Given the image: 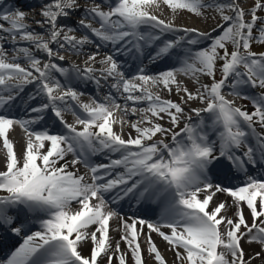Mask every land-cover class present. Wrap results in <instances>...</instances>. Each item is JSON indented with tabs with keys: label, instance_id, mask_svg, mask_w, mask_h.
<instances>
[{
	"label": "snow or ice",
	"instance_id": "1",
	"mask_svg": "<svg viewBox=\"0 0 264 264\" xmlns=\"http://www.w3.org/2000/svg\"><path fill=\"white\" fill-rule=\"evenodd\" d=\"M103 3L109 10H102L100 4L86 8L78 28L89 29L104 44L114 48L120 45L123 51L115 48L117 55L127 53L129 58L135 56L140 61L134 65L135 71L126 75L128 60L121 63L113 55H106L101 61L106 65L104 78L115 81L111 88L126 102H148L145 108L133 107V115L137 111L150 113L156 121L166 115L172 128L144 115L131 123L136 136L129 134L125 139L113 130V125L129 123L114 118L118 110L127 114V104L122 107L111 93L103 101L81 103L83 93L73 88V74L91 81L93 69H69L52 62L58 53L50 47V43L61 49L68 45L78 52L83 45L93 42L87 35L77 40L68 35L77 29L58 24L60 18H68L79 10L77 0H51L41 6L44 19L36 23L46 28L47 41L42 34L27 30L24 11L17 9L0 15V20L10 24V28L0 24V32H7L13 42L19 35L48 58L41 67V59L29 47H21L18 51L28 62L24 67L15 55L9 60L0 47V139L7 153L5 170L0 171V193H7L0 195V226H8L19 235L29 220L39 222V230L26 236L6 264H100L101 260L106 264H113L114 260L128 264L129 254L132 264H145L142 242L147 244V253L155 264H167L151 233L160 236L174 251V264H252L264 256V180L246 175L241 184L232 186L231 181L240 179L237 173L246 174L249 165L264 163V131L256 127L258 124L264 129V93L248 96L241 91L247 86L264 89V52L251 50L253 43L264 45V16L260 15L264 12V0H254L249 19L236 0H210L207 4L203 0H163L173 12L179 9L201 15L202 9L218 10L224 23L213 29L215 36L197 29L174 28L158 19L150 9L158 8L159 0ZM226 9L233 15L223 14ZM89 17L96 19L100 27L85 23ZM61 32L65 33L63 42L59 39ZM176 32L183 35L165 38V34ZM202 41L208 43L200 46ZM229 43L233 47L231 52ZM173 56L180 67L154 74L147 71L145 60L158 66L161 61H171ZM59 59L63 61L64 56ZM95 59V53L88 57L89 61ZM218 64L222 76L217 81ZM54 73L66 80L62 83ZM178 73H200L213 82L202 85L203 90L197 89L193 94L187 87L181 88ZM95 82L100 84L98 79ZM28 84H34L35 90L22 101L27 118H17L11 115V109ZM148 85H163L168 92L175 85L177 92L185 94L180 97L182 103L161 99ZM226 88L231 95L251 100L254 110L249 113L234 107L225 99ZM195 100L206 103L203 109H189L200 118L198 122H193L182 106ZM69 101L75 102L84 114L72 113L82 130L63 118L64 112L73 107ZM201 112L209 114L210 124L201 118ZM49 119L59 121L67 131L33 127ZM182 119L184 127L177 132L175 128ZM15 125L23 128L28 137L22 157H18L9 139ZM206 128L215 133V139H209ZM157 134L171 135V141H154ZM69 154L73 157L70 161L66 160ZM99 154L106 162H93L92 157ZM77 164H83L88 173L80 175L78 170H69L70 165L74 169ZM108 193L112 195L106 198ZM220 193L227 194L232 203L216 202L214 198ZM129 196L138 204L158 202L160 218L153 223L129 217V223L121 216L123 234L113 242L110 221L119 213L110 204ZM245 207L251 225L244 214ZM230 209H234L232 218L226 214ZM13 211L15 215L11 214ZM20 213L24 220L17 226ZM144 227L147 234L142 233ZM165 228L170 233L166 234ZM242 241L258 244L261 250L246 259ZM121 242L126 244V251L121 249ZM89 243L91 247L85 254L83 249Z\"/></svg>",
	"mask_w": 264,
	"mask_h": 264
},
{
	"label": "bare ground",
	"instance_id": "2",
	"mask_svg": "<svg viewBox=\"0 0 264 264\" xmlns=\"http://www.w3.org/2000/svg\"><path fill=\"white\" fill-rule=\"evenodd\" d=\"M9 1L11 2V5L10 6L7 5L6 7H4V4H6V0H0V15L6 14V13L10 14L11 11H14L17 9L22 11L21 9L24 8V12L26 13L25 19H29L31 14H32L31 18L35 19V16L40 12V9H38V7H34L35 11L33 13L30 11L31 8H29L28 5L31 4L33 2V0H9ZM237 1L242 2L243 0H237ZM90 2H96V1L95 0H77V3L82 4L81 6L84 9L87 8L86 4H88ZM203 2L205 4H207L210 2V0H203ZM221 2H227V0H221ZM96 5H97V3L94 6H96ZM159 5L160 6L158 8H156V7L151 8L150 12L152 14L156 15L158 17V19L163 20L165 23H170L174 28L197 29L199 32L211 33L213 36H215V35H217V33L214 32L213 29H216L219 24L224 23L222 18H221L220 12L218 10H216L215 8L202 9V14L196 15V14H193V13L187 11V10H185V12H183L184 14H182V13L180 14V12L174 13L169 7L164 6L163 0H159ZM20 7H22V8H20ZM79 8H81V7H79ZM101 9L104 11L109 10L106 5L101 7ZM226 10H228V9H226ZM226 10L223 13L225 15H226ZM27 12H29L30 15H28ZM75 13L81 14V13H84V10L79 9V10H76ZM38 19H39V21H41L42 18H38ZM93 20H96V19H93ZM2 23H6V24L10 25L8 22L0 20V24H2ZM87 23H90V22L88 21ZM58 24L59 25H67L68 27H72L74 29H77V30H74L73 32L68 33V35L75 36L77 40L83 38L81 36H82L83 31H84V28H78V25L75 24L74 22H72L71 20H68L66 18H60V21L58 22ZM25 25L27 26L28 31H34L35 33L41 34L40 29L36 28L33 30V29H30L28 24H25ZM94 25L95 24H93L92 26H94ZM141 30L144 31L143 28ZM64 34H65L64 32H61L62 36H64ZM8 35L9 34L7 32H0V40L1 39L3 40V38L5 40V36H8ZM180 35H183V33H181V32L167 33V34H165V38L168 36L178 38ZM94 40H95V37H94ZM97 40L98 39L96 38V40H95L96 43H97ZM28 43H30V42H28ZM202 43H203V41H202ZM119 46L120 45H116L115 48H119ZM0 47H3L5 49L8 59L11 60L14 55L10 52L15 50V47L9 41H6V43H4L3 45L0 44ZM56 47H58V45ZM105 47H106V51H104ZM197 47H199V46H197ZM230 48L233 49L232 45ZM58 49H61V48L58 47ZM94 49L95 48L93 46H92V48H88V47L83 46L82 49H80L78 52H74L68 45H65V48L61 49V52L59 53L60 55L64 56V59H63V61L60 60L58 63H59V65H61L63 67H65V66L67 67L68 57H73L72 59L74 60V62L77 63V66H79V68H81L80 66H83L81 69H85L86 67H91L93 70H98V73L105 76L106 74L103 73V69L106 67V65L102 64L101 61L105 58L106 55H112L111 50H113L114 47L113 46L111 47V45L104 44V46H101L100 49L92 52V50H94ZM263 51H264V49L255 50L256 53L263 52ZM70 52L74 53V55L68 56V54H70ZM93 53L96 54V59L94 61H89L88 57L90 55H92ZM37 55H40L39 57H42V55H45V54H43V52L36 51L34 56L36 58H39ZM16 57L22 66H24V67L28 66V62L26 59L23 60L22 57H19V56H16ZM41 61H42L41 66L43 65V63H46V61L44 59L43 60L41 59ZM150 66H154V64H150ZM68 67H69V65H68ZM73 67L74 66L71 65V67L69 69H71ZM174 67H177V68L180 67V64L177 63L175 56L172 57L171 61H167V60L161 61L158 66L155 65V67L148 72H149V74H154L158 70H167V69H171ZM134 71L135 70H129L126 73V75H128ZM218 73H219V67H217V71H216V80L217 81H218ZM54 75H56L57 79H59L62 83L66 80L65 77H63L57 73H54ZM92 75H93V73H92ZM96 77H101V76L98 75ZM73 78H75V74H73ZM176 78H177V81H178V83L182 89L184 87H187V89L189 91L193 92V94H196L197 89H200L202 91L203 89L201 86L206 84L203 80H200V78H198L197 75H191V74L185 75L183 73H178ZM108 79H112V78H108ZM84 82L87 84H90V85L93 83L92 80L89 81V80H85V79H84ZM137 83H139V81H137ZM148 87L151 89V91L154 95H159L161 97V99H163V100H172L174 102L182 103L179 98L174 97V94L175 93L184 94V92L183 91L177 92L175 85L172 86L171 92H168L166 89H164L163 85H157L155 87H153L152 85H148ZM257 88H259V87H257ZM34 90H35L34 84L25 85L23 92L17 98V102L21 103L24 99H27L31 93H34ZM252 90H253V88L251 86H247V87H244L241 89V91L247 95H250L252 93L251 92ZM109 91H110V88L107 86L104 89H102V92L108 93ZM226 91L230 92V90L227 88H226V90H224V95L229 96V95H227V93H229V92H226ZM261 93H264V89H261ZM139 94L140 93H135V95H139ZM112 95H114L117 98V102L120 103L122 105V107L125 104H127V109H128L127 114L125 115V113L123 111L118 110L114 113V118L117 120H125V121H128L129 123H124L123 125H121L120 123H116L113 125V130L119 134H122L125 139L128 138L129 134H131L133 137L136 136L135 131L131 128V123H134L137 120L143 119L144 115H147L154 122L161 123L166 128H172V124L166 115H165L163 120L156 121V118L151 117L150 113L141 114L139 111H137V113L135 115H133L131 113V109L133 107H136L137 109L147 107V103H148L147 101H144V102H141L138 104H133L131 101L126 102L120 96L119 93H116V94L112 93ZM93 99L97 100L98 102L102 101L99 98V96H96L94 94H92V97H90V96L88 97L84 93H83V95L80 96L81 103H90ZM239 100H240V98L234 99V101H239ZM36 102L37 101H33L32 103H36ZM69 104L72 105L73 107H71L68 111L64 112L63 118L68 124L75 125L77 127L78 131L82 130V125L76 124V115H73L72 113H73V111H75L78 115L83 116L84 114L78 106H75V102L69 101ZM243 104L249 105L248 102H243ZM250 105H252V104H250ZM182 106L185 108V112L188 113V115H191L192 121L198 122V120L200 118L196 117V115L194 113L189 112V109H203L206 107V103H201L199 100H195V101H189L186 105L182 104ZM25 107H26V105L23 104L21 111L19 113L13 114V116H15L17 118H27V117H25V111H24ZM253 110H254V108H252L251 110H248V112L251 113ZM201 118H203L205 120V122L207 124H209L208 123V118H209L208 113L201 112ZM184 122L185 121L182 119L179 127L175 128V131L179 132L180 129H182L184 127ZM142 126H147V125L145 124ZM33 127L36 128L37 130H39L40 128L48 127L51 129L52 132H64V129L61 126V123L59 121L53 122L51 119L46 120L45 122H42L40 124L34 125ZM256 127H257L258 131H264V129L259 128L258 124L256 125ZM205 131H207L208 134H210V136L215 134L211 129H208V128H206ZM9 139L13 143L14 149H15L18 157H22V155L25 151L26 143H27V139H28L27 133L25 132V130L23 128H21L19 125H15L14 128L12 130H10ZM160 139H163L166 143H169L171 141V135L161 137L160 134H157V136L153 138L154 141L160 140ZM210 139H214V138H210ZM147 143H151V141H149ZM6 155H7L6 149H4L3 141H2V139H0V171L5 170ZM99 158L100 159L104 158L103 154H99ZM66 160H68V161L72 160V155L69 154L66 157ZM38 163H39V161H38ZM61 163H63V161ZM69 170L70 171H77L78 170V173L80 175H84V174L88 173V170H83L80 167V164H77L74 169L70 165ZM246 175L250 176L248 174H245L243 179H240V181L237 180L236 182H234V183H237V182H240V183H237L234 185L236 186L238 184L243 183L244 179L246 178ZM251 177L258 179V180H260V179L264 180V176H262V178L255 177V176H251ZM89 182H90V180H89ZM0 195H7V193H0ZM111 195H112V193L106 194V198L111 197ZM133 199H134L133 196H129V198H127L124 201L131 202V200H133ZM214 199L216 200V202L226 201L228 204L232 203L231 198L228 197L227 194H225V193L217 194V196ZM140 205H141V207L144 208V211L149 216V218L142 217L143 219H145L148 222H153V223H155L157 220H159L160 213H161V207L158 205V202L157 203H150L149 202L147 204H144L143 202H141ZM116 206H117V203L116 204H110L111 208L116 209L118 211V208ZM210 207H211V205H210ZM75 209H76V206L74 205L73 210H75ZM147 209L149 210V212ZM134 211H138V208L134 209ZM233 211H234V209H230L226 213L229 218H232ZM244 214L246 216V219H247L249 225H251L252 219H251L249 210L246 207L244 208ZM121 216L123 217V220H125L129 223H131V220L129 219V217L141 218V217H137V216L133 215L131 210H129L125 207L124 212L122 210V212L117 217H114L110 221V237L113 238V242H115L116 240H119L121 235L123 234ZM21 219L24 220V216L21 215ZM261 219H264V218H261ZM257 224H259V221H257ZM28 227H29V229L39 227V222L33 221L31 224L28 225ZM221 227L223 228V225ZM138 228H140L139 225H138ZM117 229H119V230H117ZM163 231H165L166 234L170 233V229H167V228L163 229ZM142 233L147 234L148 229L146 227H144L142 229ZM143 234L141 236V241H143ZM28 235H31V233ZM151 236H152L153 241L155 242V244L157 245V247L161 251L162 255L164 256L167 264H174V262L176 261L175 253H174V251L169 250L170 246L167 244V242L163 241V239L160 236H158L156 233H151ZM24 239H25V237L21 238L19 240L22 241ZM21 241L18 242L17 246L18 245L20 246L22 244ZM242 246H243L245 253H246V257H245L246 259H247L248 255H251L252 253L258 252L261 250L260 245L248 244V243H245L244 241H242ZM13 247H15V243H13ZM90 247H91L90 243L84 247L83 251L85 254L88 253ZM120 247L122 250H125V251L127 250V246L123 242H121ZM141 247L143 250L144 257H145V264H155L152 256H150L147 253V244L142 242ZM5 251H6V249H0V254L4 253ZM262 261H264V256H262L260 259L253 260L252 264H262ZM100 264H106V261L101 260ZM113 264H117V261L114 260ZM128 264H132L130 254L128 256ZM177 264H178V262H177Z\"/></svg>",
	"mask_w": 264,
	"mask_h": 264
},
{
	"label": "rangeland",
	"instance_id": "3",
	"mask_svg": "<svg viewBox=\"0 0 264 264\" xmlns=\"http://www.w3.org/2000/svg\"><path fill=\"white\" fill-rule=\"evenodd\" d=\"M34 2H35V5H33V6H30V11L33 13L34 11H35V9H34V7H38V9H40V12H41V6L42 5H44V4H46V3H50L51 2V0H33ZM245 1V2H244ZM236 3H237V6L238 7H241V8H243L244 9V11H245V13H246V19H249L250 18V10H251V8L253 7V5H254V0H243L242 2H239V1H237L236 0ZM79 6L81 7V5L79 4ZM164 6H167V5H165L164 4ZM40 7V8H39ZM168 7V6H167ZM24 11V10H23ZM40 12L35 16V19L38 17V18H42L41 19V21L44 19V17H42V15L40 14ZM180 12V14L182 13V14H184L183 12H185V10H177L176 12H174V13H179ZM27 14L28 15H30V13L29 12H27ZM191 14V13H190ZM226 15H233V13L231 12V10H226ZM260 15H262V16H264V12H262V13H260ZM31 16H32V14H31ZM31 16H30V18L29 19H25L23 22L25 23V24H28V26L30 27V29H40V33L44 36V39L47 41V40H49V36L47 35V33H46V28H42V27H40L37 23H36V21L38 20L39 21V19L37 18L36 20L35 19H33V18H31ZM81 17H83V14H78V13H73L72 12V14L70 15V17H68L71 21H73V22H75V24H77L78 25V22H79V20H81ZM192 17V16H191ZM3 25H4V27L5 28H10V25H8V24H6V23H2ZM83 34V33H82ZM5 38H7L6 40H4V38H3V40L1 39L0 40V44L2 45V44H4L6 41H8V39L9 40H11V37L8 35V36H5ZM60 41L61 42H63V36L61 35L60 36ZM11 43H13L16 47H15V49H16V51L15 52H13L14 54H16V55H19V56H21L22 58H23V56H22V54H20L19 53V48H21V47H29V49H30V51L32 52V54L34 55L35 54V52L36 51H40V50H37L36 48H35V46H34V44H31V43H28V42H26V41H24V40H22V39H20V37H19V35H17V38H16V41L15 42H12V40H11ZM208 43V41H203V43L200 45V46H203V45H205V44H207ZM31 44V45H30ZM89 47L90 46H92L91 44H87ZM57 46V44H54V43H50V47H52L53 48V50H54V52H57L58 53V55L60 56V52H61V49H58V47H56ZM199 46V47H200ZM231 47V45H230V43L228 44V50H229V52H231L233 49H231L230 48ZM261 49H264V45H261V44H258V43H253L252 44V51H254L255 52V50H261ZM40 52H42V51H40ZM264 52V51H263ZM260 53V52H259ZM43 54H45V53H43ZM58 55H55V56H53L52 57V62H54L55 63V61H58L59 60V57H58ZM69 55V54H68ZM38 57L40 56V55H37ZM40 59H46V62H48V58H47V56H46V54L45 55H42V57H39ZM69 59H71V57H68ZM217 67H219V64L217 65ZM241 71H243V69H241ZM197 76H198V78H200V80H203L207 85H210L211 83H212V80H211V78L210 77H208V76H206V75H203V74H200V73H197L196 74ZM221 76H222V73H221V71H220V68H219V73H218V80L221 78ZM224 90H226V89H224ZM230 90V89H229ZM226 92H229V91H226ZM260 92H261V89H259V88H253V93H251L250 95L251 96H254V95H257V94H260ZM227 95H229V96H225V99L226 100H228V101H230L232 104H233V106L234 107H241L242 109H244V110H251L252 109V106L250 105L251 104V100H249V99H244V98H242V97H239V96H236V95H231V94H229V93H227ZM250 95H248V96H250ZM181 96H184V94H181V93H175L174 94V97H177V98H179L180 99V97ZM235 98H240V100L239 101H234V99ZM243 102H248L249 103V105H245L244 106V104H243ZM210 123H211V120H210Z\"/></svg>",
	"mask_w": 264,
	"mask_h": 264
}]
</instances>
